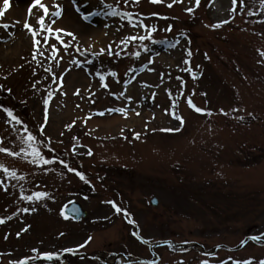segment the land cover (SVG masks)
Masks as SVG:
<instances>
[{"label": "rangeland", "instance_id": "rangeland-1", "mask_svg": "<svg viewBox=\"0 0 264 264\" xmlns=\"http://www.w3.org/2000/svg\"><path fill=\"white\" fill-rule=\"evenodd\" d=\"M103 1L41 0L49 12L59 5L62 15L45 18L54 34H38L39 45L23 27L27 22L39 32V24L28 13L34 0H9V8L0 17V25H8L0 27V147L8 151L26 148L22 137L27 135V125L41 142L42 154L55 160L52 165H32L7 152L0 153V219L5 221L0 224V264L25 259L31 263L48 253L59 256L53 261L60 264H104L98 258H62L67 252L101 255L108 262L116 258L119 260L114 264H128L123 256L149 260V244L163 240L199 244L202 248L159 246L152 249L156 255L151 264H261L264 244L250 240L238 246L249 236L264 240L262 0H236V8L245 3L236 12L230 0H203L191 13L184 9L191 8L195 0H160L157 5L151 0ZM179 1L182 5L177 4ZM86 2H91L90 7ZM171 2L175 5L169 8ZM12 5H17L21 14L25 11L24 19L15 11L7 15ZM91 7L96 13L88 15ZM112 9L133 11L135 18L163 14L167 19L152 20L156 27L146 22L152 33L155 31L150 36L158 42H178L167 50L156 46L141 58L140 51L145 50L142 43L149 46L150 39L130 42L129 38L147 32L141 30V22L146 28L144 20L130 23L123 17L107 15ZM37 10L43 15L38 5L33 12ZM65 16L67 20L56 27ZM226 20L229 23L223 24ZM217 23L223 26L214 28ZM84 24L86 30L81 27ZM95 29L100 31L96 38L92 32ZM65 32H72L75 39ZM45 35H49L47 43ZM105 44L111 49H105ZM102 49L115 53H103L94 61ZM189 51L193 57L188 56ZM148 57L151 74H143L129 87L131 107L139 110L144 104L135 118L139 121L121 118L129 125H121L124 127L119 134L112 129L110 136L102 127L95 131L94 126L87 125L85 116H108V111L119 104L109 94L115 93L120 99L123 88L111 77H118L120 84L127 82ZM98 69L105 77L102 90L96 77ZM197 71L200 77L193 78ZM113 72L115 75H111ZM85 73L94 78L90 84H86ZM69 74L73 75L71 79ZM161 75L163 79H159ZM49 91L53 96L45 121L43 99ZM189 97L196 107L211 115L198 113L193 107L192 112L187 109ZM4 108L11 109L24 123L16 125ZM144 112L155 114L145 128L139 123ZM169 113L181 117L184 123ZM108 137L114 138L105 139ZM61 160L74 171H68ZM3 167L24 179H8ZM76 172L82 173L88 183ZM36 191L49 195L35 202L20 199L21 194ZM152 197L158 199L155 207L150 205ZM72 201L79 202L88 213L79 223L63 214ZM113 203L121 212H116ZM23 208H29V212H22ZM220 245L235 249L204 254Z\"/></svg>", "mask_w": 264, "mask_h": 264}, {"label": "snow or ice", "instance_id": "snow-or-ice-1", "mask_svg": "<svg viewBox=\"0 0 264 264\" xmlns=\"http://www.w3.org/2000/svg\"><path fill=\"white\" fill-rule=\"evenodd\" d=\"M73 2L75 3V0H73ZM127 2H128V0H125V3H127ZM153 2H157V0H153ZM232 3H233V5H235L236 4V0H232ZM197 4H199V0H197ZM37 5L39 6V9L43 10V15L39 14V10H37L36 12H33V8H35ZM106 7L110 8L111 6L106 5ZM168 7L171 8L172 4H169ZM261 7L264 8V0H262V2H261ZM8 8H9V0H3V7L0 8V17L4 16V13H5V11ZM77 11H79V9H77ZM187 11L189 13H191V12H193V9L192 8H188ZM28 13H29V15L31 17L34 18V23H38L39 24V32H37L36 30H33V28L27 22H25L23 24V27L25 29H28V31L31 33L33 41H34V44L39 45L40 41L36 39L38 34L43 33L45 31H47V33L49 35H53L54 34L52 26L50 24H48V25L45 24V18L48 17L49 15H51L53 17H56V18L61 17L62 9L60 8L59 5H56L55 6V11L49 12V8L47 6H45L41 2V0H34V2L32 4V7L28 8ZM107 14L110 15V16H117V15L127 16L129 18V22L132 23V18H131V14L130 13H120L117 10L112 9ZM248 14L249 15H253V13H251V12H249ZM82 18L84 20H86L87 16H83ZM165 19H167V18L165 17ZM53 23H55V21H53ZM227 23H229V21H227V20L223 22V24H227ZM140 26L143 27L142 22H141ZM222 26L223 25L220 24V23H217V24L213 25L214 28H220ZM0 27L7 28L8 25H6V24L5 25H0ZM167 30H170V28L167 29ZM60 31H63V29H57L56 30V32H60ZM64 34L67 35V36L72 37L73 40L75 39V36H74V34L72 32H65ZM49 35H45L43 37L45 43L48 42ZM148 38H150V34H149V36H140V37H138V39H140V40H145V39H148ZM56 39L60 40L61 38H60L59 35H56ZM129 39L130 40H134V39H137V38L136 37H131ZM61 43H63L62 40H61ZM52 48H53V57H55V45L54 44L52 45ZM64 48H65V50H67L68 45L65 44ZM103 51L104 50L102 49L101 53H103ZM39 54L43 55L42 52H40ZM109 54H111V52H109ZM260 54L262 56H264V52H261ZM188 55L189 56L191 55L190 51H189ZM32 59L34 61L36 60V54L35 53L33 54ZM37 63H39V62L37 61ZM72 63L79 64V61L73 60ZM184 63L188 64L189 62L187 60H185ZM185 70L189 71V72L192 71L191 68H187ZM46 71H50V69H46ZM111 75H115V73L113 72V73H111ZM193 78H195V73H193ZM177 79H179V77ZM100 81L101 82L104 81V76L103 75H100ZM193 94H195V93H193ZM77 95H79V92H77ZM52 96H53V92L49 91L48 94H47V97L43 99L45 121H47L48 105H49V101L52 99ZM188 104H189L190 107L195 108L196 112L204 113V110L202 108L196 107L193 104L191 97L188 98ZM4 111L7 113V116L9 118H11V121H14L16 125H20L22 123V121L20 119H18L14 115V113H13V111L11 109L4 108ZM110 111H121V112H123L124 109H122V108H113ZM204 114L211 115V113H204ZM100 115H103V113H100ZM225 115H227V114L225 113ZM175 119L179 120L181 124L184 123L183 119L181 117H179V116H176ZM178 130L179 129H177V131ZM24 131H25V133H27V135H26V137H22V140H23V143L27 146L26 148H21L20 151H8V149H5L4 147H0V153L7 152L8 155L27 160L32 165H52V164H54L55 163L54 159L46 158L45 154H42V152L40 150V143L41 142L38 140L37 136L33 135V133L28 130L27 125L24 126ZM43 134H44V130H43V127H42L40 129V135L42 136ZM136 138L139 139V134L138 133L136 134ZM91 154L92 153L89 150L88 155H91ZM60 163L64 164V167L67 168L68 171H70V172L74 171V169H72L67 164H65L64 161L61 160ZM2 171L5 173V175H6V177L8 179H13V180H23L24 179L23 176H18L17 173L14 170L10 171L7 167H3ZM76 175L79 176L81 181H84L85 183H88L86 177L82 173L76 172ZM2 183L3 182L0 181V184H2ZM48 195H49L48 193L41 192V191H36V192H33L31 195L21 194L20 195V199L21 200H25V201H29V202H35L37 200H41L42 198H46ZM112 206L116 209L117 213L121 212V209L119 207H116V205L114 203H113ZM21 211L27 213V212H29V208H23V209H21ZM11 218H12L11 216L8 217V219H11ZM4 222L5 221L3 219H0V224H3ZM130 223H131V221H130ZM133 234L135 235V233H133ZM250 239L259 240L260 237H255L254 236V237H250ZM143 243H148V241L145 240V241H143ZM81 247H83V245ZM69 251H71V250H69ZM44 259L51 261L53 259H59V256H55L53 254L48 253V254L44 255ZM14 264H28V261L25 259V260H21L19 262H14ZM205 264H207L206 261H205ZM261 264H264V262H261Z\"/></svg>", "mask_w": 264, "mask_h": 264}, {"label": "bare ground", "instance_id": "bare-ground-1", "mask_svg": "<svg viewBox=\"0 0 264 264\" xmlns=\"http://www.w3.org/2000/svg\"><path fill=\"white\" fill-rule=\"evenodd\" d=\"M0 7H1V0H0ZM26 7V6H25ZM17 8H19L17 5H12V7L9 9L7 15L10 17V15L12 14L13 11H15L16 14H21V9L19 8V10H17ZM22 15V19H24V15H25V11H23ZM12 17V16H11ZM67 17H62L61 20H59L57 22L56 27L61 26V21H65ZM84 30H86L88 27L84 24L81 26ZM104 28V25H103ZM93 35L95 36V38L97 36H99L100 31H98V29L92 30ZM94 38V39H95ZM106 45V44H105ZM72 74H69V79L72 78ZM84 77V76H83ZM83 81H86L85 79ZM90 84L91 81L89 79H87L86 84ZM123 105H126L125 102H123ZM121 106V103H120ZM143 110V108H142ZM130 117V122L132 123H137L139 120H136L135 118H137L136 112L132 111V112H127L125 113ZM155 114L151 113V112H144L143 118L140 119L141 122H139L141 124V126L143 128H145L151 121H153L155 119V117H153ZM123 119L126 120V117L122 114H113V115H108V116H102V117H93L91 118V116H87V125H89L90 127L94 126L95 131H98L99 129L104 128V132L107 133L108 135L112 134V132H110L112 129H115L117 131V133L119 134L121 132V128H123L125 125H129V123H125L122 122L121 120ZM118 125H120L118 128H120V130L118 128H116ZM121 125H124L121 127ZM139 125V124H138Z\"/></svg>", "mask_w": 264, "mask_h": 264}, {"label": "water", "instance_id": "water-1", "mask_svg": "<svg viewBox=\"0 0 264 264\" xmlns=\"http://www.w3.org/2000/svg\"><path fill=\"white\" fill-rule=\"evenodd\" d=\"M153 203H156L155 200H153ZM66 213L70 216H72L74 219L76 220H80L82 217H84L86 215L85 212L82 211V209L80 208V205L78 203H73L66 211ZM173 245L179 246L181 248H187V246H183L180 244H175L172 243Z\"/></svg>", "mask_w": 264, "mask_h": 264}]
</instances>
